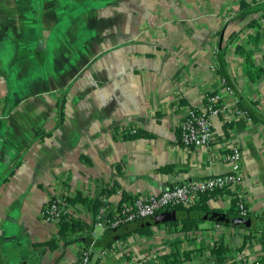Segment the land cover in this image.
Segmentation results:
<instances>
[{
  "label": "crops",
  "instance_id": "0c3cea01",
  "mask_svg": "<svg viewBox=\"0 0 264 264\" xmlns=\"http://www.w3.org/2000/svg\"><path fill=\"white\" fill-rule=\"evenodd\" d=\"M236 0H0V264H71L80 243H44L56 235L40 211L58 177L93 198L113 188L123 196L158 193L183 182L230 170L225 157L240 150L248 219L256 231L220 224L227 262L255 260L259 246L248 232L264 231V74L251 83L235 52L260 14L240 15ZM238 8V2H237ZM249 42L264 69V31ZM226 54L232 92L222 90L210 48ZM218 92L223 109L213 117V139L184 148L179 123L187 106L201 108ZM237 107L246 118L234 113ZM250 114V115H248ZM136 134L122 140L117 128ZM206 204L227 213L224 192ZM80 218L90 222L81 206ZM217 224L201 221L199 231ZM132 234L90 264H209L192 242L164 226ZM167 227V228H166ZM103 230H95V238ZM198 232V231H196ZM190 233V232H188ZM116 240V241H118ZM201 253V252H200ZM199 254V255H198ZM180 259V260H179Z\"/></svg>",
  "mask_w": 264,
  "mask_h": 264
},
{
  "label": "built area",
  "instance_id": "2783aa9c",
  "mask_svg": "<svg viewBox=\"0 0 264 264\" xmlns=\"http://www.w3.org/2000/svg\"><path fill=\"white\" fill-rule=\"evenodd\" d=\"M237 2L234 9H237ZM257 28L245 32L244 39L241 46L249 49V37L264 31V15L256 19ZM233 49L226 48V54ZM217 46L212 45L210 48V56L212 68L216 69L217 64ZM233 51V50H232ZM225 54V60H226ZM222 90L231 93V86L226 84V81L219 77ZM221 95L218 92L206 93L204 95L205 104L201 108L187 106L181 117L179 123V140L184 148L202 149L208 146L213 139V117L216 116L223 107L220 105ZM234 113L246 118V114L240 111L237 107L233 109ZM3 111L0 106V118L3 117ZM247 119V118H246ZM137 130L132 126L117 128L114 131V136L118 140H122L126 135H134ZM225 161L229 164L230 170L228 172L208 176L202 179H195L183 182L171 188H165L158 193L145 194L132 198L131 201L126 202L121 207L117 203L111 204L112 218L105 219L106 210L108 205L101 207L94 217L93 228L90 232L91 242L88 246L80 243L76 250V255L71 264H90L91 254L95 248V237L92 235L95 230H104L118 226L124 222L135 221L144 217L154 215L158 212L170 210L169 208L178 207L180 209H193L195 208L203 195L210 194L217 191H229L228 197L235 200L237 209L240 216H247L249 213L248 199L244 190V174L242 167V155L239 149L234 148L225 157ZM68 174H61L54 184V189L47 196L46 202L40 211V217L45 224L52 226L57 230L60 220H69V217L80 218L81 206L79 203L74 206L67 205L65 199L73 198L79 190H73L68 186ZM81 193V192H80ZM165 224L153 226L152 233L156 228L162 227L165 229ZM167 228V227H166ZM220 224L213 226V232L198 231L181 234L178 240L183 242H192L194 248L199 251L200 256L197 260L209 264H216L214 256L211 255L210 249L218 242H220L221 235ZM253 237L252 242L257 243L259 246V255L255 260H247L246 258L236 259L235 256L232 260H241L242 263H250L259 260L258 264H264V236L262 234H254L248 232ZM125 245L122 241H115L109 248L116 250L117 247ZM201 252V253H200ZM198 254V255H199ZM99 256L107 257V249L99 251ZM157 255L154 257L155 264L159 262Z\"/></svg>",
  "mask_w": 264,
  "mask_h": 264
},
{
  "label": "trees",
  "instance_id": "16d2710c",
  "mask_svg": "<svg viewBox=\"0 0 264 264\" xmlns=\"http://www.w3.org/2000/svg\"><path fill=\"white\" fill-rule=\"evenodd\" d=\"M238 13L240 15L249 14L251 12H258L261 16L264 15V0H238ZM256 25V20L249 21L248 25ZM259 41L258 34L250 36L249 42L252 44H255ZM235 52L237 54H240L244 57V64H243V71L246 78L251 82L254 83L257 80H259L262 75L264 74V69L253 63L251 59V51L246 50L241 45H237L235 47ZM225 54H226V48L219 47L217 51V74L219 77L224 79L226 81V84H228V78L226 74V60H225ZM229 85V84H228ZM250 115V114H248ZM116 192L113 188H101L100 191L96 196L93 198H87L86 196H82V193L77 192L76 195L73 198H66L65 201L67 205L74 206L75 204L79 203L82 205V207L90 214V222H86L82 220L81 218H75V217H69V220H60L58 224V228L56 231V235L50 239L47 240L44 244L49 247L50 249H54L57 246L58 241H63L64 244L69 243H83L84 245L88 246L91 242V236L90 232L93 228L94 224V217L97 214L98 210L108 205L109 208L106 210L105 219L112 218L113 215L111 213V205L110 202H108L107 198L109 195H112ZM226 193L227 195L230 194L229 191H217L210 194L203 195L200 199L199 204L193 208L198 210L201 215L200 219L197 220H185L181 222H169L165 224L166 226L172 228L175 232L179 233H187L190 231L196 232L201 229L200 224L201 221H203V216L212 213L215 216H218L223 214V211L217 208H209L206 204V201L208 200L209 196H211L214 193ZM130 201L126 200L125 197H121L120 200L117 202V206L121 207L126 202ZM169 209H180L178 207H172ZM227 213L234 217H242L239 215V211L237 209V203L235 200L230 201V206L227 209ZM248 216V215H247ZM247 216H243L240 221L236 222L235 224H232L233 226H238L243 229L248 230H254L253 225H251V220L249 221ZM139 220V219H138ZM138 220L130 221V222H124L122 224H119L118 226L111 227V228H105L101 235L97 238H95V247L96 248H108L110 247L116 240L118 239H124L132 234H138L139 236H150L152 232L153 227L149 228H137L136 223ZM214 223H219V221H214ZM229 225V224H228ZM230 224V226H232ZM262 235L264 236V231H260ZM211 255L214 256L216 264H258L259 260H256L254 262H248V263H242L241 260H231L227 262V248L222 242L216 243L211 249H210ZM180 260V259H179ZM171 264H176L178 261V258H171ZM167 264V263H166Z\"/></svg>",
  "mask_w": 264,
  "mask_h": 264
},
{
  "label": "water",
  "instance_id": "95a60500",
  "mask_svg": "<svg viewBox=\"0 0 264 264\" xmlns=\"http://www.w3.org/2000/svg\"><path fill=\"white\" fill-rule=\"evenodd\" d=\"M201 213L196 209H170L158 212L154 215L141 218L137 221V228H149L157 225L167 224L169 222H181L185 220H197L200 219ZM242 217H234L231 215H227L225 213L218 216H215L212 213H208L203 216L204 220H208L210 222L219 221V223L232 225L236 222L240 221ZM239 223V222H238Z\"/></svg>",
  "mask_w": 264,
  "mask_h": 264
}]
</instances>
